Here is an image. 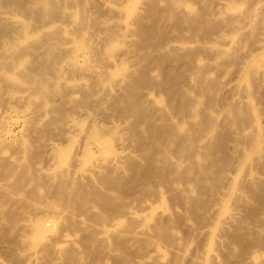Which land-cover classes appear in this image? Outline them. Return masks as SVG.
<instances>
[{
  "label": "bare ground",
  "instance_id": "1",
  "mask_svg": "<svg viewBox=\"0 0 264 264\" xmlns=\"http://www.w3.org/2000/svg\"><path fill=\"white\" fill-rule=\"evenodd\" d=\"M118 1L0 0V9L25 11L8 22L0 12V133L23 106L38 143L0 141V233H17L12 246L28 249L24 264H183L187 255L190 264H264V0ZM107 107L123 134L85 128L65 112H84L93 124ZM57 129L75 152L47 143L45 166L34 165ZM126 134L156 148L154 172L116 149H128ZM35 179L56 192L58 207L50 193H36ZM124 190L143 196L132 204L151 214L135 216L133 200L117 196ZM162 193L182 211L158 212ZM20 207L32 212L13 217ZM53 218L68 232H55ZM183 223L194 230L190 253ZM69 234L80 235L83 250Z\"/></svg>",
  "mask_w": 264,
  "mask_h": 264
},
{
  "label": "rangeland",
  "instance_id": "2",
  "mask_svg": "<svg viewBox=\"0 0 264 264\" xmlns=\"http://www.w3.org/2000/svg\"><path fill=\"white\" fill-rule=\"evenodd\" d=\"M104 2H107L108 4H111L113 6H117L118 3H119L118 0H99V3L100 4L101 3H104ZM72 11H77V8L73 6L72 7ZM142 11H143V9H142ZM0 12L2 13L4 20L7 21V22L8 21H11V20H22V19H24V15H25V11H23V9L21 7H19V6H17V5H12V7H10V8L3 7L2 9H0ZM28 12L32 13L31 10H28ZM101 17H102V19L109 20V21H115V20L118 19L113 14H109V13H103L101 15ZM7 18L9 20H7ZM171 36L172 37H175L176 35H174V36L171 35ZM172 37H170V33H169V39H173ZM4 38L8 39L9 36L4 35ZM154 40H157L155 42L156 44L159 43V39L158 38H155ZM84 55H85L84 53H79L78 54V57H79L78 60L80 61V62L78 61L79 63H82L84 61V59L86 57ZM229 69L230 68L228 67V69H226V71H225L226 76H227L228 79H230V78L233 77V73ZM227 70H228V72H227ZM75 95H76V97H79V96L81 97L80 93H75ZM112 96H114V94H112ZM3 107H5V105H3V104L0 103V112H3ZM65 112L68 115H70V117H72L75 121H81V122H83L85 124V128H86V126L94 125V128L95 129H102V130H104L105 132L109 133L110 135H112L114 137L117 136V135H121V134H123L126 131L123 122L119 120V117L118 116H115V115H117L116 112H115V110H113L110 107H107L105 110H98V114H97V116H96L93 124L89 123V121L86 120L87 114L84 115V112H82V113L81 112L71 113L67 109L65 110ZM9 113H8L9 115L7 114L6 120L3 123L4 124V128H3L2 132L0 133V141H2V140H8L10 138H16V139H18L20 141L33 142L36 145H38V143L35 142V140L32 138V137H35V136H33L31 134H28L27 133L26 126H24L25 125V121H24L25 119H24L23 116L25 114H28L29 113V109H27V108H25L23 106H15L14 107V111L12 113L10 111ZM59 119H60V121H61L62 124L65 122V119H63V118H59ZM59 127L61 128V126H59ZM24 129H26V130H24ZM61 131H62V129L61 130H58L57 129L55 131L54 130L47 131L48 132L47 137H46L47 140L43 141L42 145H40L41 147L38 150V154L35 155L34 158H33L34 165H36V166L37 165H40L41 167L42 166H45L44 159L48 155V151L46 150V144L47 143H51V142H54V141L55 142L58 141L61 144H63L64 146L68 147L69 153L72 154V153L75 152V150L72 148V146L70 144H68V143L65 142V140H64V134L61 133ZM128 136L129 135H127V134L124 135L125 139L129 143L128 149L127 150L126 149L124 150V148L122 149V145H119V144L116 145V149L118 151H124V152L127 151V152H129L132 155V158H133L132 160L139 162L143 166L144 170H148V171L154 172L155 171L154 170V167H157V165L154 164V159H153L155 153L157 152L156 148L155 149H152V150L147 149V148L146 149H142V147L138 143H136L135 141L131 140L130 139V136L129 137ZM92 150L93 151H96V155H98L99 152H100L97 147L95 148V146L92 148ZM7 153H13V150L10 149ZM81 154H82V151H81ZM13 157L14 158H18V157H20V154L19 155H14ZM2 179H3V176L0 173V182L2 181ZM34 186L36 188V193L37 194L43 195V194L50 193L51 200L53 201L54 206L58 207L60 205L59 204V201H58V196L56 195V192L53 189H51L49 187V185L46 184L44 181L35 179L34 180ZM117 196L118 197L124 196L127 199H129V198L132 199L133 201H129V202H131V204H132V202H133V204H134V202L135 203H138L140 200L143 199V196L135 193L134 191H125L124 190V191L119 192L117 194ZM162 196L164 197V199H163V202L164 203H162V204L160 202L157 203V206L158 207L156 206V208H159V210L158 209H156V210H158V212L165 211V210H168V209H170V211L171 210H174V209H176L175 211H178V212H181L182 211L183 205H181L179 203L180 201L178 202V200L175 199V197L169 196L167 193H162L161 197ZM150 198L152 200H154V201H158L160 199V198L157 197L156 193H154V192H151ZM28 200H29L30 203H37L38 198L36 196H30V198ZM173 201H175V202L173 203ZM150 203H147L146 202V204H150ZM136 205L137 204L133 205V206H135L134 207L135 209H133V211L134 210L136 211V207L138 206V205L137 206ZM142 205L140 207L144 211H141L139 213L140 214L143 213L144 214V215L142 214L143 217L148 216V214H151V212H147V211H152V209H147V211H146L145 208L147 206H145V203H143ZM160 206H162L163 208L165 207L164 208L165 210H162L163 208H161ZM141 208L138 207L137 208L138 209L137 211H140ZM114 210H115V208H113L111 210V213H114ZM31 212H32V210L29 207H24V208L23 207H20V208H18V210L16 211V213H15V215L13 217L23 219V216L24 215H28ZM136 212H135V216L138 215V212L137 213ZM140 214H139V216H141ZM156 214H157V211H156ZM126 216H127V218H131V216L129 217V213L126 214ZM139 216H137V217L138 218H141ZM93 217L94 216L92 215V221L93 222L94 221L95 222L98 221L97 218H93ZM147 218H149V217H147ZM149 220L151 222V219L150 218H149ZM50 222L53 223V224H51ZM50 222L49 223L51 224V227L52 228H55L56 227L55 230L53 229L55 232H58L59 233L60 232L59 229H65L67 231V225L62 220L53 218V219H50ZM135 222H137V221H135ZM50 224H49V226H50ZM188 226L189 225H186V224L184 225V223H183V227H181L179 229V234L182 235V236H184L185 239H188L189 237H192V235L194 236V234H192L191 236L188 237V234L189 233L191 234V232H194V230L191 227L189 228ZM141 227L138 226V228H141ZM66 235H68V233ZM69 235H70V237H73V239L76 238L77 240H79L78 241L79 247L77 246V248L79 250H83L84 249L83 248V245H82L83 240L80 239L81 238L80 235L78 236L79 238H77L76 235H73V236L71 234H69ZM56 239H58V238H56ZM192 239L193 238L188 239L189 240L188 241V246L187 245L186 246H187V248L189 247V250H187L186 252H189L190 253V251L193 250L196 247V244L197 243L194 240H192ZM58 241H59V239H58ZM16 243H17V233H14V234L10 233L9 235H4V234H1L0 233V260H1V262L6 259V261H5L6 263L9 261L7 264H10V261L12 262L11 264H22V263L24 264L25 258L27 259L28 254H29V252H27L28 249L25 248V247L23 249V246L20 244V241H19L18 245L12 246V244H16ZM59 243L60 242H58V245H59ZM63 243L64 242L60 243V245H62L64 247L65 243L64 244ZM19 245L22 246V247H20ZM59 246H57V247H59ZM14 248H15V250H14ZM262 248L264 249V246ZM25 250H27V251H25ZM145 250H147V247H146ZM162 251L163 250H158L157 254L159 255L161 253L162 255L164 254L163 256L167 255L166 252L163 253L164 251L163 252ZM25 252H27V254H25ZM24 254L26 256H24ZM147 254H149L148 250H147ZM150 254L155 255L156 252H151ZM2 255L3 256L4 255L5 256L7 255V256L6 257L4 256L5 257L4 258V257H2ZM100 255L102 257H104L105 254L102 252V254H100ZM162 255H160V257L163 259L164 257H162ZM8 257H9V259L7 260ZM188 257L189 256L187 255V257H186L187 260H186L185 257H181L182 258L181 261H184L183 264H190V263H188L189 262ZM261 257L264 258V255L262 254V255L259 256V258L262 260L263 258H261ZM96 259H99V257L96 256ZM136 259H137V257H136ZM62 262H64V259L62 260ZM56 264H62V263L58 262Z\"/></svg>",
  "mask_w": 264,
  "mask_h": 264
}]
</instances>
